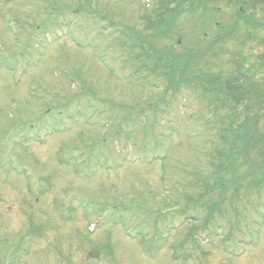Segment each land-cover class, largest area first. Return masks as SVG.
Masks as SVG:
<instances>
[{"label":"rangeland","instance_id":"1","mask_svg":"<svg viewBox=\"0 0 264 264\" xmlns=\"http://www.w3.org/2000/svg\"><path fill=\"white\" fill-rule=\"evenodd\" d=\"M157 1L0 0V264H264L262 155L227 160V110L147 59L193 42L150 37Z\"/></svg>","mask_w":264,"mask_h":264},{"label":"trees","instance_id":"2","mask_svg":"<svg viewBox=\"0 0 264 264\" xmlns=\"http://www.w3.org/2000/svg\"><path fill=\"white\" fill-rule=\"evenodd\" d=\"M227 1L234 4V9L229 19L223 22L222 9L214 6L212 0H158L156 9L146 24L150 28L151 38L173 40L178 36L174 29L182 28V24L186 22L182 19L185 17L198 18L199 23L190 25L195 40L189 45H184L180 54L174 56L173 50H166L160 54L154 52L147 59L154 63L158 60L156 65L167 72V77H164L169 81V86L175 88L180 85H192L195 92L199 91L198 96L203 100L218 102L216 110H227L226 120L221 122L222 125L228 126V131L233 132L232 136L224 133L221 135V140L231 149L229 156L224 154L227 160L238 156L243 164L250 163L249 156L255 152L259 157L262 155L264 166V80L260 84H253L245 73L220 70L224 64H216L213 60H219L221 55L228 54L227 43H235L237 49L231 54V63L232 66L235 63L234 71H237L246 62L243 52L246 47L248 51L253 52L254 46H264L261 41L264 35V0ZM175 43L177 44V41ZM203 60L209 70H203ZM261 61L259 66L262 70L264 55ZM198 68L200 70L197 71ZM156 69L159 70L157 67ZM251 106L257 107L260 127L255 116L250 115ZM239 112L247 116L240 117Z\"/></svg>","mask_w":264,"mask_h":264}]
</instances>
